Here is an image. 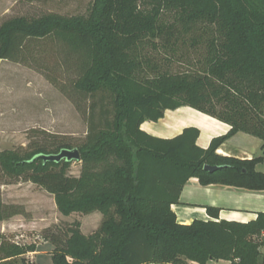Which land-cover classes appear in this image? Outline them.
<instances>
[{"label":"trees","instance_id":"1","mask_svg":"<svg viewBox=\"0 0 264 264\" xmlns=\"http://www.w3.org/2000/svg\"><path fill=\"white\" fill-rule=\"evenodd\" d=\"M41 40L75 59L74 88L91 100L89 130L78 144L49 133L0 151V183L39 185L65 216L103 214L89 235L80 221L38 233L54 245L52 264H264V212L247 223L181 224L172 210L193 177L264 191V172L255 168L264 154L242 160L218 153L238 132L262 139L264 150V0H93L87 15L11 17L0 25V60L26 61ZM181 106L231 129L206 149L197 145L196 127L170 139L141 129ZM74 148L79 176L68 174L73 161L40 157ZM19 214L24 207L5 204L0 189V221ZM37 245L0 233V264H29Z\"/></svg>","mask_w":264,"mask_h":264},{"label":"rangeland","instance_id":"2","mask_svg":"<svg viewBox=\"0 0 264 264\" xmlns=\"http://www.w3.org/2000/svg\"><path fill=\"white\" fill-rule=\"evenodd\" d=\"M93 0H0V25L16 16H41L58 13L67 16L87 15ZM32 49V48H31ZM185 66L175 64V70ZM75 59H67L65 50L51 40L37 43L26 61L0 62V151L19 149L30 142L44 140L46 134L78 144L85 140L89 130L91 100L83 99L74 88L78 76ZM81 161H73L69 175L81 174ZM19 183V182H18ZM32 183V182H31ZM24 193L31 198V212L45 211L48 227L67 229L75 221L83 222V231L89 233L99 225L95 211L90 214L73 213L56 223L54 195L37 184L26 185ZM42 231V230H41ZM37 231L28 232L27 243L42 242ZM24 239L19 242L23 243ZM48 255L47 248H39ZM41 252V251H40ZM29 264H49L27 255ZM195 262V261H190ZM198 263V262H197Z\"/></svg>","mask_w":264,"mask_h":264},{"label":"crops","instance_id":"3","mask_svg":"<svg viewBox=\"0 0 264 264\" xmlns=\"http://www.w3.org/2000/svg\"><path fill=\"white\" fill-rule=\"evenodd\" d=\"M188 127H196L200 130L197 145L204 149L210 146L213 139L226 135L231 129L228 123L190 106H181L174 110L168 109L158 121L147 120L141 125L143 131L152 136L165 139L180 135ZM262 146V139L245 132H238L219 147L218 153L242 160H252L263 156L264 150ZM255 168L259 172H264V160L260 161ZM30 184L32 183H0L3 202L5 204L22 205L26 212V214L15 215L0 221V233L7 235L18 243H21L19 242L20 239H24L23 243H27L28 232H41V230L49 226L45 211H41L39 214H30L32 209L31 198L26 196L25 191H23L26 185ZM54 207L55 220L53 222L56 223L59 219H65L58 207ZM208 207L219 211L216 212L214 211L215 209L209 211ZM172 210L177 216V221L181 224H191L195 220H228L247 223L257 219L259 212H264V191H253L224 184L203 185L198 178L193 177L185 184L179 203L173 204ZM99 219L98 227L103 220V216H99ZM82 227L83 222L81 221V229L83 231ZM98 227L89 233L84 231L83 233L86 235L92 234ZM260 240H264V233L260 236ZM39 248H47L49 254L42 255L43 250ZM261 248L264 252V246ZM53 249L54 245L51 242L42 241L38 243L37 250L28 255L32 254L34 258L46 260L49 264H52ZM190 264L199 263L190 262ZM207 264H231V262L227 260H209Z\"/></svg>","mask_w":264,"mask_h":264},{"label":"water","instance_id":"4","mask_svg":"<svg viewBox=\"0 0 264 264\" xmlns=\"http://www.w3.org/2000/svg\"><path fill=\"white\" fill-rule=\"evenodd\" d=\"M44 162H61L62 160L67 161H80L81 154L77 148L74 149H62L57 154H44L40 156ZM220 166L205 165V169L208 171H216Z\"/></svg>","mask_w":264,"mask_h":264}]
</instances>
